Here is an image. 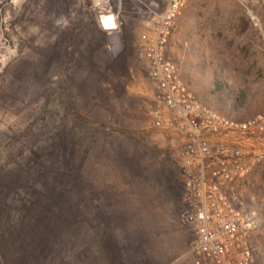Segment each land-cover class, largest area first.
Wrapping results in <instances>:
<instances>
[{
    "label": "rangeland",
    "instance_id": "1",
    "mask_svg": "<svg viewBox=\"0 0 264 264\" xmlns=\"http://www.w3.org/2000/svg\"><path fill=\"white\" fill-rule=\"evenodd\" d=\"M166 4L0 0V264H200L138 48L143 22ZM172 54L203 102L237 119L264 113V0H189ZM62 150L82 165L83 194L70 199L77 223L37 229L33 183ZM235 192L255 212L264 264V165Z\"/></svg>",
    "mask_w": 264,
    "mask_h": 264
},
{
    "label": "built area",
    "instance_id": "2",
    "mask_svg": "<svg viewBox=\"0 0 264 264\" xmlns=\"http://www.w3.org/2000/svg\"><path fill=\"white\" fill-rule=\"evenodd\" d=\"M188 2L167 0L138 32V48L148 68L150 118L177 154L183 220L196 236L197 261L259 264L253 240L256 215L235 191L243 178L264 165V113L248 119L224 114L203 102L184 79L172 42Z\"/></svg>",
    "mask_w": 264,
    "mask_h": 264
},
{
    "label": "trees",
    "instance_id": "3",
    "mask_svg": "<svg viewBox=\"0 0 264 264\" xmlns=\"http://www.w3.org/2000/svg\"><path fill=\"white\" fill-rule=\"evenodd\" d=\"M101 31L104 33L103 30ZM47 160L51 163H48ZM23 174V172L18 171L13 177L8 174H5L4 177L6 180L9 179V184H12L14 181L15 183L18 182ZM38 174L37 180L33 183V193L36 197L33 206L39 216L31 224L32 227L37 229L41 227L50 228L56 231L75 226L77 222L71 220V215L81 209L79 203L72 204L70 199L72 196H81L84 186L82 165L77 163L75 153L64 150L56 154L51 152L44 165L40 163ZM6 187L9 188V185ZM21 187L22 185L15 184L12 190L17 191ZM47 214L50 215V220L45 222L40 216Z\"/></svg>",
    "mask_w": 264,
    "mask_h": 264
},
{
    "label": "bare ground",
    "instance_id": "4",
    "mask_svg": "<svg viewBox=\"0 0 264 264\" xmlns=\"http://www.w3.org/2000/svg\"><path fill=\"white\" fill-rule=\"evenodd\" d=\"M249 13L255 20H257L256 17L254 16V14L252 13V11H249Z\"/></svg>",
    "mask_w": 264,
    "mask_h": 264
}]
</instances>
